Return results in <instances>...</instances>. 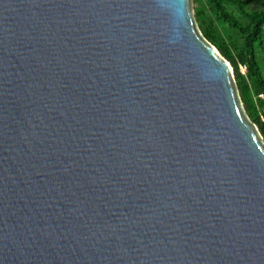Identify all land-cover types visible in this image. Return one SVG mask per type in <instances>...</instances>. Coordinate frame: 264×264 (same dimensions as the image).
<instances>
[{"label": "water", "instance_id": "water-1", "mask_svg": "<svg viewBox=\"0 0 264 264\" xmlns=\"http://www.w3.org/2000/svg\"><path fill=\"white\" fill-rule=\"evenodd\" d=\"M190 0H0V264H264V144Z\"/></svg>", "mask_w": 264, "mask_h": 264}, {"label": "rangeland", "instance_id": "rangeland-1", "mask_svg": "<svg viewBox=\"0 0 264 264\" xmlns=\"http://www.w3.org/2000/svg\"><path fill=\"white\" fill-rule=\"evenodd\" d=\"M190 1L193 20L200 35L206 33L212 39L213 43L208 40L206 42L215 49L217 54L224 59L220 49L226 51L232 58L236 53L241 52V34L224 22L219 16L218 10L211 4V0ZM221 2L224 9L242 27L248 25V15L264 11V0H221ZM254 61L263 83V89L258 88L254 79L249 75L247 65L237 67L238 74L236 77L232 70L231 74L235 85L236 81H240L242 85V90L239 92L236 89V93L244 115L254 125L255 132L264 144V135L259 133L253 123V119L259 116L264 108V26L254 46Z\"/></svg>", "mask_w": 264, "mask_h": 264}, {"label": "trees", "instance_id": "trees-1", "mask_svg": "<svg viewBox=\"0 0 264 264\" xmlns=\"http://www.w3.org/2000/svg\"><path fill=\"white\" fill-rule=\"evenodd\" d=\"M211 4L218 10L219 16L227 23L232 29L237 31L242 36V49L234 57H230L226 51L220 49L222 57L230 64L234 76H237L238 66L247 65L248 73L256 82L258 88L263 89V83L260 74L256 69L254 61V46L260 37L261 30L264 26V11L255 12L248 15V25L242 27L238 22L224 9L221 0H211ZM205 40L213 43L212 39L206 34L202 33ZM236 89L240 92L242 85L240 81H236ZM260 134L264 135V108L259 116L253 119Z\"/></svg>", "mask_w": 264, "mask_h": 264}]
</instances>
